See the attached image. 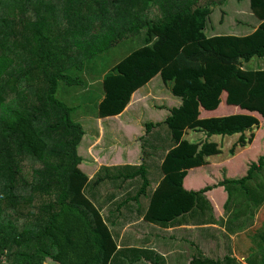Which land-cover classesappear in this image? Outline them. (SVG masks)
<instances>
[{
  "label": "trees",
  "instance_id": "1",
  "mask_svg": "<svg viewBox=\"0 0 264 264\" xmlns=\"http://www.w3.org/2000/svg\"><path fill=\"white\" fill-rule=\"evenodd\" d=\"M228 1L0 0V264H165L150 247H119L110 221L88 195L106 178L100 175L95 182L99 172L90 179L80 167L85 131L74 119L80 106L69 98L71 92L85 94L97 117L117 116L158 75L182 105L163 123L147 125V134L167 128L172 149L143 218L169 225L188 212L205 220L210 211L217 221L206 193L223 186L228 192L224 208L230 211L239 205L235 189L241 186L253 204L249 224L243 226L239 209L228 231L253 223L264 203V137L256 146L261 154L243 176L222 172L199 189L184 185L191 168L221 154L211 137L240 135L229 151L235 155L264 129V69L247 67L255 58L264 59V0H236L259 22H242L237 11L236 27L245 34H218L211 18L217 8L230 17ZM129 46L131 51L113 64V52ZM108 59L109 72L105 66L103 81L88 93L78 72ZM221 105L240 113L201 118L202 110L217 111ZM188 132L206 139L190 141ZM138 175L140 196L149 185L144 165L131 177ZM253 177L260 182L251 190L247 182ZM258 252L263 257L253 253L250 264H264V249ZM198 258L203 257L190 264H210Z\"/></svg>",
  "mask_w": 264,
  "mask_h": 264
},
{
  "label": "crops",
  "instance_id": "2",
  "mask_svg": "<svg viewBox=\"0 0 264 264\" xmlns=\"http://www.w3.org/2000/svg\"><path fill=\"white\" fill-rule=\"evenodd\" d=\"M104 69L102 65H92L87 66L84 72H78L83 74L86 80L87 88H82H86L88 93L95 92V87L100 85L105 76L102 72ZM106 71L109 72V68ZM156 78L157 76L154 79ZM152 81L136 91L126 109L117 116L97 117L96 105L93 102L91 103L93 107L90 104L87 113H81L85 94L71 92L69 97L75 105L80 106L77 121L83 125L85 131L78 149L82 157L80 167L90 176V179H94L99 172L95 182L100 175H102L101 178H106L96 184V187L90 188L88 195L110 221L118 246L150 247L161 254V262L165 264H190L198 255L203 257L198 259H205L210 264L212 262L227 264L230 262L229 258L236 261H233V264H250L253 253L256 258H262L263 255H259L258 251L264 249V203L257 210L252 224L242 230L237 229L236 233L228 231L229 219L239 209H241L243 226L246 223L249 224L246 217L251 215L253 204L248 199V193L241 190V186L235 189V197L239 205L237 209L232 206L230 211H225L224 208L228 192L223 186L206 193L214 206L217 221L212 220L210 211L206 212L205 220L197 213L188 212L169 225L152 223L143 218L150 205L152 194L165 176L162 163L168 151L172 149L171 143L165 138L167 135L164 132H169L167 128L160 130L163 134L157 127L152 128L147 134V125L163 123L171 116L173 109L182 105V100L175 96L172 99L171 94L166 95L169 101L160 103L159 101L165 97H155L157 93L154 89H147ZM164 85L166 84L161 80L159 87ZM168 89L166 88L165 92L168 93ZM238 113L240 110L237 107L221 105L217 111L202 110L201 118L213 117L211 115L223 117ZM149 114L153 117L150 118ZM155 115L159 116V119ZM194 133L188 132L186 138L190 141H198L195 138L189 139ZM246 135L249 136V132ZM239 136L217 137L215 143L221 148V154L210 156L209 163L203 166L191 168L184 180L185 187L199 189L213 183V179L215 181L219 176L221 177L222 172L228 177L243 176L247 172L249 163L256 160L257 155L262 152L256 148V145L260 136L264 137V129L256 130V142L245 148L238 146L235 155H230L229 151L238 143ZM204 137L206 139V136ZM213 140V137L209 139L214 142ZM141 165L146 168L149 185L146 192L138 196L143 179L140 175L131 177V174ZM259 182V178L253 177L247 185L252 190ZM239 222H241L240 219L237 223ZM237 227L236 225L235 228ZM136 263L141 264L140 261Z\"/></svg>",
  "mask_w": 264,
  "mask_h": 264
},
{
  "label": "rangeland",
  "instance_id": "3",
  "mask_svg": "<svg viewBox=\"0 0 264 264\" xmlns=\"http://www.w3.org/2000/svg\"><path fill=\"white\" fill-rule=\"evenodd\" d=\"M218 1H220V0H206L205 3L209 2V5H212L214 2H218ZM238 4L239 3H237L236 0H229L228 1L227 11L230 13V17H228V18L227 17L225 18L223 13H222L223 16L218 14L219 10H222L221 8H217V9L214 10V15L211 18V22L216 24L215 26L217 28H219V30L217 31L218 34H221V33H223V34H231V33H236V32H242L240 27H236L237 24H235L236 20H239V19H235L237 11H239L241 13V19L240 20L242 22H245V21H249L251 23L259 22V20L256 17H254L252 14H250V12H249L250 10L248 9V6L246 4H245V7L242 6L243 4H241L239 7H237ZM220 19H221V23L222 24H220ZM224 22L227 23V24H224ZM224 26H226V27L224 28ZM206 34L208 36H211V35H215L216 32L212 33V32L207 31ZM131 49H132V46H129V47L123 48L122 50H120V52L119 51L113 52L114 53L113 54V64H115V62H118L123 57H125L127 54L125 56L123 54L125 52H130ZM107 58H111V57L107 56ZM108 62H109V59L106 60L105 63L103 62V64H104V65H102L103 69H104L105 66L108 67V68L111 67L110 64H107ZM247 67H252V68H255V69H261V68L264 69V59L255 58L254 61H252V62L247 64ZM4 78H5V75H2L1 79H4ZM161 80H162V78L160 76H157V78L152 81V83L149 85V87H147V89L148 88L154 89V92L157 93V95L155 97H163V96L165 97V99L159 101L160 103H161V101H165V102L169 101L166 95L171 94L172 99L174 98L170 89H168V93L165 92L166 88H169V86L164 85V86H160L159 87V82H161ZM98 86L99 85H97L96 87H98ZM100 96H101V93L99 94V97ZM94 98H95V96H93L92 100H94ZM83 102H84V104H83V107L81 109V113H87V109H88V107L90 108V104L92 102H90L86 98L83 99ZM156 103H158V102H156ZM146 116H148V113H146ZM149 116H150V118L153 117V115H151V114H149ZM155 116L157 117V119H159V116H157V115H155ZM211 116H215V115H211ZM77 118L78 117H77V114H76L74 116L75 121H77ZM153 119L155 120V118H153ZM261 125H264V121L263 120H261ZM204 136H203L202 133H194L193 136L190 135V137L189 136L188 137H189V139L195 138V139H198V140H201V139L205 140ZM217 137H219V136L213 137L214 138V140H213L214 142L217 140ZM262 138H263V136H260V140H259V142L256 145L257 147L262 146ZM214 156H216V155H214ZM46 264H48V263H46Z\"/></svg>",
  "mask_w": 264,
  "mask_h": 264
}]
</instances>
